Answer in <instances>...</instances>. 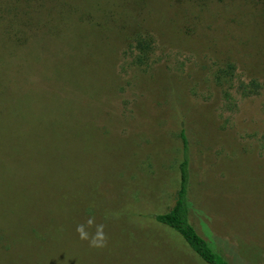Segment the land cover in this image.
I'll return each instance as SVG.
<instances>
[{
    "label": "rangeland",
    "instance_id": "1",
    "mask_svg": "<svg viewBox=\"0 0 264 264\" xmlns=\"http://www.w3.org/2000/svg\"><path fill=\"white\" fill-rule=\"evenodd\" d=\"M263 8L0 0V264H205L154 219L174 205L181 130L190 223L230 264H264V91L228 110L213 81L228 61L264 81ZM89 216L104 248L77 237Z\"/></svg>",
    "mask_w": 264,
    "mask_h": 264
},
{
    "label": "trees",
    "instance_id": "2",
    "mask_svg": "<svg viewBox=\"0 0 264 264\" xmlns=\"http://www.w3.org/2000/svg\"><path fill=\"white\" fill-rule=\"evenodd\" d=\"M249 1V0H248ZM258 5L264 6V0H251ZM264 9V8H263ZM5 23V19L0 16V24ZM153 37L150 34L137 33L133 36L131 50L132 62L137 67H146L149 65L153 55ZM236 66L233 62H225L219 66L213 73V81L220 88L223 100L228 110L236 108L234 95L241 98H250L260 95L264 91V81L256 79L243 81L236 79ZM233 92V94H232ZM181 141L182 160L179 163V187L176 191L174 205L165 213L155 215L157 223L168 227L179 234L192 252L199 257L205 264H230L223 258L212 245L202 238L189 220V202L187 199L189 186V146L184 130L179 133Z\"/></svg>",
    "mask_w": 264,
    "mask_h": 264
},
{
    "label": "clouds",
    "instance_id": "3",
    "mask_svg": "<svg viewBox=\"0 0 264 264\" xmlns=\"http://www.w3.org/2000/svg\"><path fill=\"white\" fill-rule=\"evenodd\" d=\"M104 229L103 223H96L95 216H89L84 222L76 225L75 231L78 239L87 242L90 248L101 249L107 244V235Z\"/></svg>",
    "mask_w": 264,
    "mask_h": 264
}]
</instances>
